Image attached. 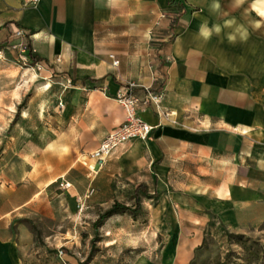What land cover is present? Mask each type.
Segmentation results:
<instances>
[{
    "label": "crops",
    "instance_id": "0c3cea01",
    "mask_svg": "<svg viewBox=\"0 0 264 264\" xmlns=\"http://www.w3.org/2000/svg\"><path fill=\"white\" fill-rule=\"evenodd\" d=\"M186 1L202 9L159 20L156 8L176 12L185 3L183 8L168 0H40L36 5L0 0V42L23 26L51 68L78 67L76 80L101 81L114 93L134 81L142 97L165 91L164 112L154 103L139 109L156 125L151 137L121 145L99 170V182L122 176L134 189L146 183L150 192H160L164 182L174 186L167 191L175 197H184L187 186L199 197L198 206L208 198V206L223 213L264 209V67L258 57L264 49L246 40L232 45L227 24L233 20L223 15L227 8H250L260 22L264 0ZM172 32L177 34L168 40ZM111 54L119 56L117 65ZM65 100L64 144L55 139L47 149L53 174L78 161L94 163L91 151L125 118L119 101L98 88L87 94L71 89ZM17 174L0 180V264H33V233L19 218L40 190L25 196ZM206 190L214 196L206 197Z\"/></svg>",
    "mask_w": 264,
    "mask_h": 264
},
{
    "label": "rangeland",
    "instance_id": "374dc122",
    "mask_svg": "<svg viewBox=\"0 0 264 264\" xmlns=\"http://www.w3.org/2000/svg\"><path fill=\"white\" fill-rule=\"evenodd\" d=\"M184 3L185 8L176 12L156 8L161 12L159 20L168 13L202 9ZM224 14L233 20L227 24L234 34L232 45L246 40L249 46L264 49L262 17L255 22L257 15L240 7L227 8ZM156 25L150 30L153 47ZM243 30L247 36L234 37ZM176 34L172 32L168 40ZM14 40L9 35L0 42V180L16 178L17 172L25 196L40 190L24 204L19 218L33 233L34 252L29 256L33 264H264L263 207L223 213L209 207L208 198L198 206L199 197L187 186L184 197H175L167 191L174 186L161 182L155 196L141 194L139 210L115 213L97 227L95 219L115 199L135 203L133 183L122 176L115 182H99L101 171H91L80 161L70 170L53 174L47 149L55 139L64 144L69 90L87 94L98 88L113 99L115 94L101 81L76 80L81 73L77 66L57 70L42 59L40 65L25 61L22 52L10 45ZM28 42L32 56L37 54L29 36ZM258 57L264 67V52ZM67 180L72 185L66 186ZM207 195L214 192L206 190Z\"/></svg>",
    "mask_w": 264,
    "mask_h": 264
},
{
    "label": "built area",
    "instance_id": "2783aa9c",
    "mask_svg": "<svg viewBox=\"0 0 264 264\" xmlns=\"http://www.w3.org/2000/svg\"><path fill=\"white\" fill-rule=\"evenodd\" d=\"M25 1L28 5H36L40 2V0ZM11 36L15 40L10 45L22 52V57L25 61L31 60L33 63L40 65V60H33V48L28 42V31L23 26L18 25L13 29ZM111 56L113 57V63L117 65L119 59L114 54H111ZM127 85V87L119 89L114 93L125 111V118L102 139L98 147L91 151L90 156L95 160L93 164H89L91 171L98 172L117 149L128 140L135 137L142 139L151 137L156 125L146 120L140 114V106H144L145 108L150 103H154L157 106L158 112H164L163 109H160L161 101L165 97L164 90H151L142 97L135 90L137 87L136 82L129 81ZM69 185H71V182L66 181V186ZM93 191L94 187L91 189V192Z\"/></svg>",
    "mask_w": 264,
    "mask_h": 264
},
{
    "label": "trees",
    "instance_id": "16d2710c",
    "mask_svg": "<svg viewBox=\"0 0 264 264\" xmlns=\"http://www.w3.org/2000/svg\"><path fill=\"white\" fill-rule=\"evenodd\" d=\"M168 3L170 6H181L184 8V3L182 0H168ZM33 58H34V61L42 59V57L38 56L37 54H34ZM87 79H90V78L86 77V78H84L83 81H85ZM92 80H97V79L93 78ZM156 193H157V191H155L154 193H150L147 184L144 182H140L136 185V187L134 189L133 196L135 199V203L133 205H129L123 201L115 199L110 207H108L105 211H103L101 214H99V216L95 219L94 224L98 227L104 222V220L107 217H109L115 213H118V212H124L126 210H133V211L139 210L142 206L141 194H144L147 196H155L154 194H156Z\"/></svg>",
    "mask_w": 264,
    "mask_h": 264
}]
</instances>
